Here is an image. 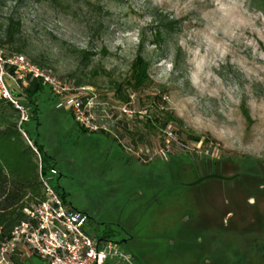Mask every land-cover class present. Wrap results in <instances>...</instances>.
Masks as SVG:
<instances>
[{
	"label": "rangeland",
	"instance_id": "374dc122",
	"mask_svg": "<svg viewBox=\"0 0 264 264\" xmlns=\"http://www.w3.org/2000/svg\"><path fill=\"white\" fill-rule=\"evenodd\" d=\"M8 17L21 22L23 56L94 97V123L110 136L82 132L46 90L35 97L39 123L26 127L52 158L66 202L87 216L88 233L117 244L132 237L121 248L135 264L173 234L163 229L165 195L174 182L193 180L181 171L224 162L230 175L231 162H264V15L248 0H0V25ZM157 28L168 30L160 47ZM143 40L150 62L145 94L161 93L178 122L134 145L120 135L124 123L135 129L144 114L139 97L127 104L134 119L120 116L114 87L127 81ZM21 264L48 262L34 256Z\"/></svg>",
	"mask_w": 264,
	"mask_h": 264
},
{
	"label": "flooded vegetation",
	"instance_id": "af4514ba",
	"mask_svg": "<svg viewBox=\"0 0 264 264\" xmlns=\"http://www.w3.org/2000/svg\"><path fill=\"white\" fill-rule=\"evenodd\" d=\"M231 164L236 170L230 175L224 162H205L188 173L181 171L193 180L174 182L165 195L169 206L163 229L174 228L173 234L154 244L153 254H145L147 264H256L264 260V162ZM205 177L210 178L197 183ZM179 188L194 191L173 192ZM132 240L128 236L119 245L128 246Z\"/></svg>",
	"mask_w": 264,
	"mask_h": 264
},
{
	"label": "trees",
	"instance_id": "16d2710c",
	"mask_svg": "<svg viewBox=\"0 0 264 264\" xmlns=\"http://www.w3.org/2000/svg\"><path fill=\"white\" fill-rule=\"evenodd\" d=\"M248 1L252 9L264 15V0ZM21 28V22L18 19L8 17L4 24L0 25V49L6 47L9 54L25 55L26 47L20 45ZM167 33V28H157L153 34L154 45L158 47L162 46ZM83 54L87 56V60L90 59V54ZM29 60L40 68L47 67L44 63L36 59L30 58ZM149 68L150 62L145 57L143 40L142 46L139 47L137 56L131 66L127 81L122 85L114 87V99L120 105L129 104L131 95H138L139 97L137 100L138 105L144 112L141 117L138 119L135 118V123L139 127L136 125L135 129H131L128 123H124L123 125L118 123V125H122L123 135H120V137L122 138L126 135L132 140L134 145L136 143H145L149 136H154L156 132H162L172 123L178 122L164 107L165 104L162 100L161 93L154 96L145 94L148 88L147 86L150 84ZM81 85L80 82H76V86ZM45 90L50 96L53 107L55 108V102L50 92L36 80L31 81L29 87L22 93L13 92V95L28 110L29 119L27 122L21 123L19 111L9 102L0 100V244L9 241L14 229L28 221L25 210H31L44 201L40 172L41 175L48 176L51 170L56 171L52 158L48 155L45 148L38 144L36 138L30 135L26 127L30 121L36 124L39 123V111L35 97ZM246 113L245 116H247ZM69 115L73 119V116L71 114ZM75 124L82 132L91 134V132L80 127L77 123ZM99 133L110 136L102 130ZM199 139L194 138L192 140L197 143ZM114 140L122 147L117 138H114ZM33 149L37 151L38 155ZM237 162L257 164L262 161L244 159L237 160ZM58 178L59 172L56 171V175L52 181V187L63 202L68 204L64 191L59 186ZM102 239L109 240L106 234H104ZM9 257L10 264H21L22 262L17 251H14ZM139 264L146 263H142L141 261Z\"/></svg>",
	"mask_w": 264,
	"mask_h": 264
},
{
	"label": "built area",
	"instance_id": "2783aa9c",
	"mask_svg": "<svg viewBox=\"0 0 264 264\" xmlns=\"http://www.w3.org/2000/svg\"><path fill=\"white\" fill-rule=\"evenodd\" d=\"M34 80L50 92L56 110L71 114L80 127L91 133L104 131L92 118L97 106L87 88L60 79L50 69L40 68L23 55L5 54L0 49V100L9 102L19 111L21 123L28 121L29 113L13 92L22 93ZM132 99L131 95L130 101ZM118 111L128 119L135 117L127 104ZM161 155L165 156V152L161 151ZM55 175V170L48 176L40 172L45 199L31 210H25L28 221L14 229L9 241L0 244V264H10L9 256L14 251L21 260L36 256L48 264H135L133 256L119 244L88 233L87 216L65 204L53 189Z\"/></svg>",
	"mask_w": 264,
	"mask_h": 264
},
{
	"label": "water",
	"instance_id": "95a60500",
	"mask_svg": "<svg viewBox=\"0 0 264 264\" xmlns=\"http://www.w3.org/2000/svg\"><path fill=\"white\" fill-rule=\"evenodd\" d=\"M211 177H213V176H211ZM208 178H210V177L202 178V179H200L197 183H199V182L202 181V180L208 179Z\"/></svg>",
	"mask_w": 264,
	"mask_h": 264
},
{
	"label": "clouds",
	"instance_id": "9594fccd",
	"mask_svg": "<svg viewBox=\"0 0 264 264\" xmlns=\"http://www.w3.org/2000/svg\"><path fill=\"white\" fill-rule=\"evenodd\" d=\"M210 43H211V42H210ZM200 63H203V60H201ZM197 67L199 68V67H200V64H198Z\"/></svg>",
	"mask_w": 264,
	"mask_h": 264
}]
</instances>
